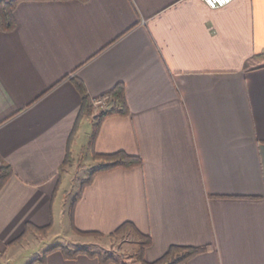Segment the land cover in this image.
<instances>
[{
    "label": "crops",
    "instance_id": "1",
    "mask_svg": "<svg viewBox=\"0 0 264 264\" xmlns=\"http://www.w3.org/2000/svg\"><path fill=\"white\" fill-rule=\"evenodd\" d=\"M15 7L16 26L0 25V159L15 169L0 190L3 263L34 247L29 239L10 244L30 221H53L47 240L63 236L87 248L84 234L64 232L56 215L65 191L58 172L82 106L76 76L93 99L124 83L129 114L108 116L94 149L140 154L143 162L80 186L76 228L105 235L132 221L151 235L149 261L184 245L201 250L181 264H264V57H256L264 52V0L218 8L204 0H21ZM95 116L81 121L65 175L90 148ZM32 264L104 263L56 249Z\"/></svg>",
    "mask_w": 264,
    "mask_h": 264
},
{
    "label": "trees",
    "instance_id": "2",
    "mask_svg": "<svg viewBox=\"0 0 264 264\" xmlns=\"http://www.w3.org/2000/svg\"><path fill=\"white\" fill-rule=\"evenodd\" d=\"M21 0H0V25L2 30L10 31L16 26L17 20L15 18V6L18 2ZM264 57V52L257 53L256 57ZM74 83L78 89V91L81 94L82 97V106L80 108V111L78 113V117L75 121L74 129L69 137V143L67 148V155L64 159V162L62 163L60 170L58 172V186L61 185V183L64 180L65 172L74 164L75 157L74 154L71 151L72 143L74 142V137L79 129L80 123L87 115H92L95 113V121L93 123V133L89 139V147L92 149L93 152V158L97 160L98 166L95 167L93 170L90 171V174L85 180H82L81 187L84 185H87L90 183V181L94 178V175L96 173H100L102 171H110L114 170L116 168H129L138 166V164H142V157L140 154L135 155L131 154L124 150H117L113 151L112 153L108 152H97L94 149V143L96 141V137L99 134L100 131V125L101 123L112 114H119V115H127L129 114V105L126 97V89L125 85L122 82L117 83L115 86L111 88L109 92L102 95V97L107 96L109 98V104L106 107H100L98 112H95V104L93 102V98L91 97L89 91L86 88V85L82 78L73 76ZM15 173L14 167L12 165L5 161L0 159V190L4 187L8 179L13 176ZM78 191L77 195L81 193L82 189ZM57 194V188L55 189V192L53 194L52 201L54 200L55 196ZM75 196L74 200L72 201V204L69 209V214H71L72 217V226L74 229L81 234L87 235V236H110L114 237L117 236L119 233H124L128 231L129 229L132 230L137 236L140 237V241L138 243V249L135 253V258L141 263V264H181L190 259L193 254L197 253L201 250V248L196 246H184V245H171L170 248L160 257L156 258L155 261H149L145 258V251L146 247L151 244L152 238L149 234H143L140 232L136 225L133 224L132 221H126L122 223L115 231L103 234L99 231H87L76 228L74 225V209H75V201L77 200L78 196ZM53 229V221H51L48 224H45L43 226L36 225L32 221L28 222L25 225V230L20 235H18L17 238L13 239L10 244L13 245H19V243L23 242V240L31 233V231H35L40 234H48ZM60 249L63 251V253L67 257H75L81 252H87L91 256H97L100 260V262L106 264V262H117L120 264H129L128 262L120 261L119 257H116L113 254L110 253H104L101 251L96 250H88L85 247L80 248H73L71 246L63 245V244H56L55 246L47 249L44 251V255L34 259L30 264L33 262H40L44 263L47 259V255L49 251ZM131 264V263H130Z\"/></svg>",
    "mask_w": 264,
    "mask_h": 264
},
{
    "label": "rangeland",
    "instance_id": "3",
    "mask_svg": "<svg viewBox=\"0 0 264 264\" xmlns=\"http://www.w3.org/2000/svg\"><path fill=\"white\" fill-rule=\"evenodd\" d=\"M98 112V110H95ZM90 123H88V126ZM88 143V139H86ZM90 148L88 146L86 149L82 151L81 162L77 167L73 168L71 173H68L64 176V182L62 184V194L64 197H60L58 199L57 211L56 215H58V225L64 229V232H71L73 229L72 226V217L69 214V209L72 204L74 196L80 190L82 180H85L90 171L93 170L95 167L98 166V162L96 159L91 158ZM45 235V234H43ZM42 234L37 233L35 231H31V233L23 240L21 243L27 244L29 241H35L36 243L31 247L29 250H22L17 256L11 261V264H26L32 260L34 257L41 256L43 254L44 249L54 245L57 240H62L63 245H72L74 246L76 243L70 239L65 238L63 236L56 237L54 240H47L43 237ZM81 239L86 241L84 244L86 245L88 250L91 249H99L96 251L106 252L119 257L120 261L128 262L129 264H141L136 258L135 253L138 249V243L140 241V237L137 236L132 230H128L124 233H119L117 236L110 237L105 235V237L100 236H87V235H80ZM77 237V238H80ZM44 238V239H43ZM19 243V244H21ZM81 243V242H80ZM80 245V244H79ZM91 248V249H90ZM93 249V250H94ZM101 249V250H100ZM92 250V251H93ZM4 251V250H3ZM3 251L0 252V256L3 255ZM14 254H16L14 252ZM0 264H4L3 261L0 259ZM8 264V263H7Z\"/></svg>",
    "mask_w": 264,
    "mask_h": 264
},
{
    "label": "built area",
    "instance_id": "4",
    "mask_svg": "<svg viewBox=\"0 0 264 264\" xmlns=\"http://www.w3.org/2000/svg\"><path fill=\"white\" fill-rule=\"evenodd\" d=\"M211 8H218L229 4L233 0H204ZM95 104V110H99L100 107H106L109 104V98L107 96L93 99ZM1 252V250H0Z\"/></svg>",
    "mask_w": 264,
    "mask_h": 264
}]
</instances>
